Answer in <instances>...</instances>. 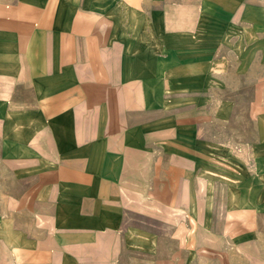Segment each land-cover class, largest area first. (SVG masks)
<instances>
[{
	"label": "crops",
	"instance_id": "crops-1",
	"mask_svg": "<svg viewBox=\"0 0 264 264\" xmlns=\"http://www.w3.org/2000/svg\"><path fill=\"white\" fill-rule=\"evenodd\" d=\"M117 1L109 10L106 0H0V142L38 177L16 264H127L135 251L152 264H264V186L248 203L238 193L216 205L215 186H202L198 137L185 135L192 109L167 115L174 103L161 97L181 67L158 76L133 63L165 40L148 17L161 0ZM122 7L147 16L135 29L156 43L119 34L125 23L110 15ZM169 11L182 23H167ZM199 12L198 1L162 0L161 30L192 32ZM130 213L171 226L169 254L159 246L166 231Z\"/></svg>",
	"mask_w": 264,
	"mask_h": 264
},
{
	"label": "rangeland",
	"instance_id": "rangeland-1",
	"mask_svg": "<svg viewBox=\"0 0 264 264\" xmlns=\"http://www.w3.org/2000/svg\"><path fill=\"white\" fill-rule=\"evenodd\" d=\"M176 1L189 0H167V3L174 5ZM193 1L199 2L200 14L192 32L168 28L164 33L162 0L161 7L153 8L148 17L151 29L157 30V38L165 39L160 43L151 30L135 29L143 23L146 26L147 16H132L122 7L116 9L118 15L110 17L117 24L125 23L128 32L119 34L129 39L143 38L152 44L157 42L145 55L134 56L136 68L144 67L159 76L164 72L173 74L181 67L177 78L166 80V90L164 84L161 86L162 99L174 103L166 114L192 109L186 119L193 117L196 126L185 135L193 140L195 135L198 137L202 186H215L216 205L230 200V196L238 200V193L248 203L256 194L253 186H264V0ZM119 2L106 0L109 10L122 6ZM169 15L167 23L175 26V22L181 24V18L185 17H176L170 11ZM153 51L165 56L156 60L158 54ZM187 61L193 66L192 77L190 68L188 71L184 68ZM7 145L0 142V264H16V259L19 262L21 259L20 253L16 256V247L31 238L32 217L37 209L32 211L30 189L38 177L31 174L30 167L16 163L14 158H5ZM224 186L241 189L230 192ZM216 209H219L217 220L222 208ZM128 217L129 222L153 227L161 233L166 231L159 244L162 253L169 254L175 247V240L169 236L170 225L164 226L140 214L130 213ZM184 257L192 256L185 251ZM129 258L127 264H152L149 259L153 257L135 251Z\"/></svg>",
	"mask_w": 264,
	"mask_h": 264
}]
</instances>
